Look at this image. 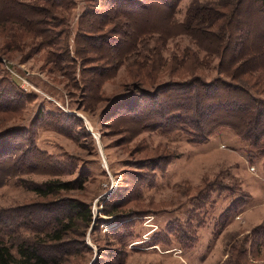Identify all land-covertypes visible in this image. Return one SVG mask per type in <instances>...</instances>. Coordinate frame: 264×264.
I'll list each match as a JSON object with an SVG mask.
<instances>
[{"label":"rangeland","instance_id":"rangeland-1","mask_svg":"<svg viewBox=\"0 0 264 264\" xmlns=\"http://www.w3.org/2000/svg\"><path fill=\"white\" fill-rule=\"evenodd\" d=\"M120 2L0 0V134L23 129L8 134L10 144L34 150L0 164V239L51 233L76 199L92 219L47 243L60 264L226 263L264 227V156L253 157L228 126L198 139L173 115L166 122L148 112L171 110L179 102L172 84L192 78L221 79L264 100V74L224 76L218 56L174 30L162 43L156 34L121 42ZM219 2L180 0L166 17L184 22L190 9L195 17ZM226 3L218 7L228 12ZM255 24L253 45L264 54V23ZM79 179L82 187L47 197L33 191ZM234 202L243 204L226 218ZM249 260L264 264V244Z\"/></svg>","mask_w":264,"mask_h":264},{"label":"trees","instance_id":"trees-1","mask_svg":"<svg viewBox=\"0 0 264 264\" xmlns=\"http://www.w3.org/2000/svg\"><path fill=\"white\" fill-rule=\"evenodd\" d=\"M11 1L14 3L16 0ZM44 1L59 5L56 3L57 0ZM119 1L121 2L117 4L119 7L115 9L114 14H120L119 17L124 18V26L127 27L121 33V42L156 34L157 41L162 43L174 30L187 34L198 47L205 49L207 55L218 56V69L224 76L235 80L243 74L255 72L264 74V54H258L253 45L260 33L255 30V18L264 23V0H220L219 3H215L216 5L212 4L210 7L200 9L195 17L191 15L193 8L190 9L188 20L184 22L166 17L167 13L173 12L180 0ZM224 2H227L225 7L227 5L229 7L228 12L218 7ZM19 5L39 8L25 3ZM138 21L141 22L137 29ZM158 22L165 23L166 27H158ZM217 23H220L218 29L214 28ZM262 41L264 43V40ZM51 43L54 45L56 41ZM261 51L264 52V49ZM172 85H179L173 88L178 89L175 91H178L176 97L179 98V102L171 105V110L167 109V111L149 109L148 113H151L153 118L160 120L166 118L167 122L173 115L174 126L187 127L198 139L207 138L216 127L228 126L242 140L248 142L253 157L264 156V100L255 97L247 88L221 79L205 83L198 78H192L190 81ZM0 98H4V95ZM146 104L148 107L149 104L147 102ZM19 130L23 129H12L0 134V164L20 163L27 154L34 151L29 143L23 147L10 144L12 135L8 134ZM33 156L34 154L30 155ZM82 182L81 179L75 182L47 181L43 186H33V191L47 197L60 190H71L75 186L80 188ZM240 202H234L230 206L225 212L226 218L238 211V207L243 204ZM64 210L66 212L63 217L55 219L56 223L51 233L22 238L15 244L0 239V264H60L59 260L45 252L48 250L47 243L49 241L59 243L63 239L62 234L69 231L76 222L87 225L92 219L90 207L76 199L67 200ZM253 235L249 248L241 246L236 251L234 249L235 252L231 251L229 260L223 264H253L249 257L250 255L254 257L256 252L259 253L261 245L264 244V227L256 226Z\"/></svg>","mask_w":264,"mask_h":264},{"label":"built area","instance_id":"built-area-1","mask_svg":"<svg viewBox=\"0 0 264 264\" xmlns=\"http://www.w3.org/2000/svg\"><path fill=\"white\" fill-rule=\"evenodd\" d=\"M251 169H253V167H251Z\"/></svg>","mask_w":264,"mask_h":264}]
</instances>
